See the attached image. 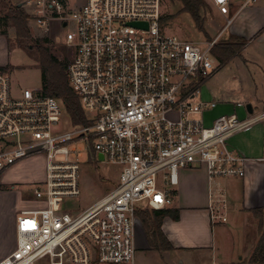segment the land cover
Returning <instances> with one entry per match:
<instances>
[{
    "label": "built area",
    "instance_id": "1",
    "mask_svg": "<svg viewBox=\"0 0 264 264\" xmlns=\"http://www.w3.org/2000/svg\"><path fill=\"white\" fill-rule=\"evenodd\" d=\"M30 1L36 26L74 25L66 75L86 123L67 128L59 98L16 89L0 72V175L22 159H44L33 188L42 204L18 211L16 245L0 264H132L137 210L169 207L181 168L204 166L212 181L244 177L248 158L227 139L264 119V110L220 114L205 125L215 102L202 100L200 87L221 66L211 52L219 36L202 47L165 31L162 0H85L74 11L66 0ZM89 160L120 166L118 182L72 210L66 201L80 195V161ZM218 198L211 219L225 222Z\"/></svg>",
    "mask_w": 264,
    "mask_h": 264
},
{
    "label": "crops",
    "instance_id": "2",
    "mask_svg": "<svg viewBox=\"0 0 264 264\" xmlns=\"http://www.w3.org/2000/svg\"><path fill=\"white\" fill-rule=\"evenodd\" d=\"M12 1L15 4L25 2V0ZM211 6L214 11L217 9L220 12L225 8L229 10V16L221 13L222 21L216 24V26L220 25L218 30L226 26L230 27L229 33L224 38L242 37L245 39V44L208 79V81L212 80L218 71L224 70L220 80L225 83V89L203 92L201 85L202 100L215 102L214 107L206 111H214V117L236 113L240 118L260 113L264 110V0L244 7H241L239 0H232L222 7ZM3 8L0 5V14ZM215 37L207 38V41ZM5 39L7 40V37L0 33V50L3 49ZM250 47L253 48V56L247 53ZM4 65L5 63L0 60V66ZM227 146L248 158L245 176L224 177L212 181L208 178L205 167L181 168L178 185L175 187L172 204L169 206L179 209V218L173 220L165 217L161 224V230L170 242L171 248H153L148 244L145 235L142 238H135L136 249L149 248L173 253H210L211 257L216 259V264L224 262L218 261L221 259L219 257L221 249L218 243L219 231L216 233L224 222L211 219V207L217 204L215 201L219 199L218 197L225 199L226 206L222 210L227 217L226 221L229 216L234 215L232 223L236 225L244 223L248 217L255 218L252 209L264 208V119L257 121L249 129L230 136L227 139ZM29 160L41 161L42 171L30 181L31 189L20 184L22 190L17 191L19 202L17 203L16 193L13 190H0V259L10 253L16 245L15 216L18 211L42 204L35 198L33 188L34 182L42 179L44 174L43 157H28L13 166ZM10 168L6 170L7 173ZM1 183L5 184L4 181ZM9 185L10 189H14V184ZM26 190L28 196L24 197Z\"/></svg>",
    "mask_w": 264,
    "mask_h": 264
},
{
    "label": "rangeland",
    "instance_id": "3",
    "mask_svg": "<svg viewBox=\"0 0 264 264\" xmlns=\"http://www.w3.org/2000/svg\"><path fill=\"white\" fill-rule=\"evenodd\" d=\"M27 1L28 0H25V4L22 7L28 13L32 11V5ZM202 1L204 2V6L200 10V18L203 30L198 29L189 13L181 10V3L173 2L171 0H162L161 12L163 29L169 33L178 34L185 39L197 41L202 47L205 46L204 42L207 41V38L215 37L217 35L220 36V42L225 41L226 38L224 37L229 33L230 27L226 26L224 29L220 28L221 30L219 29V31L218 28L220 25L216 26V24H219L220 21H222L221 13L229 16V10L225 8L220 12L217 9L214 11L208 0ZM84 2L85 0H66V10L71 9L74 11ZM10 3L12 5L15 4L12 0H10ZM3 9V11H7V7ZM27 25L30 36H32L33 39H46L44 40L45 42H43V45L51 54L60 59L69 61L74 59L75 47L66 42V33L69 30L74 29L72 22H68V24L64 26L61 22L52 21L49 24V29L45 30L36 26L35 23L30 20L28 15ZM6 31L9 41L5 39L3 49L0 50V60L7 65V73L11 79L13 87L16 89H40L41 70L39 67V54L37 48L35 46L29 47V45H17L15 41V28L12 25L6 26ZM252 51L253 48L250 47L247 53L252 54ZM223 73L224 70L220 72L218 71L212 80L204 82L202 84V91L225 89V83H222L220 80ZM68 86L70 87L69 83ZM213 113L214 111L211 110L203 113L205 125H209L212 122L214 118ZM62 114L64 126L67 128L71 129L80 124L71 121L63 104ZM85 152L87 153V150H85ZM83 155L81 156V159L85 157V153ZM39 160L43 162L41 158ZM41 161H23L10 168L8 173L6 171L2 176L0 175V190H13L16 193V200L18 203L19 194L17 191L22 190L21 185L31 189V185L29 184L30 181L34 180L36 178L35 176L42 171ZM203 167L204 166H198V169H202ZM120 170V166L106 161H80V179H82L81 193L77 198L66 201L68 207L72 210L82 208L100 196L103 191L112 189L118 182ZM3 181L5 184L1 183ZM9 184H14V189H10ZM23 196H28V190L25 191ZM234 217V215L232 217L229 216L228 221L221 224L222 226L216 230V233L219 231L218 243L221 249L219 255L221 259L218 257L220 259L218 261L220 263L221 260L224 261L222 264H249L245 258L251 254L258 240V222L254 217L247 216L248 218H246L244 223H238V225H236L232 223ZM135 231L137 239L145 237L146 235L139 214H137ZM151 247L153 246L151 245ZM196 259H199V261ZM215 260V258L213 259L211 257L210 253H173L157 249L137 248L132 264H216Z\"/></svg>",
    "mask_w": 264,
    "mask_h": 264
},
{
    "label": "trees",
    "instance_id": "4",
    "mask_svg": "<svg viewBox=\"0 0 264 264\" xmlns=\"http://www.w3.org/2000/svg\"><path fill=\"white\" fill-rule=\"evenodd\" d=\"M181 3V10L190 14L198 29L203 30L200 18V10L204 6L202 0H171ZM0 5L7 11L0 14V33L7 36L6 26L12 25L15 28V41L17 45L35 46L38 50L39 67L41 70V92L46 95L59 98L67 114L73 123H86L84 111L79 99L72 89L68 86L66 68L69 60L60 59L51 54L44 47L43 38L33 39L28 28V13L22 5L10 3V0H0ZM162 20V18H161ZM245 44L242 37L232 36L225 41H217L211 48V52L223 65L231 59ZM7 65L0 66V72H7ZM252 213L258 220V240L251 252L245 258L249 264H264V208L252 209ZM137 214L141 218L147 241L153 248H171L170 242L161 230L162 220L170 217L173 220L179 218V209L176 207H165L162 209H138ZM244 260V261H245Z\"/></svg>",
    "mask_w": 264,
    "mask_h": 264
},
{
    "label": "water",
    "instance_id": "5",
    "mask_svg": "<svg viewBox=\"0 0 264 264\" xmlns=\"http://www.w3.org/2000/svg\"><path fill=\"white\" fill-rule=\"evenodd\" d=\"M25 4V2L19 3V5H23ZM135 24H139V23H135ZM100 159L102 158V155H99Z\"/></svg>",
    "mask_w": 264,
    "mask_h": 264
}]
</instances>
